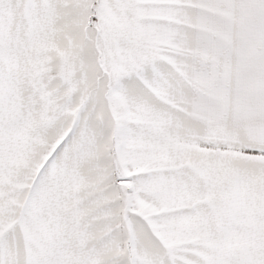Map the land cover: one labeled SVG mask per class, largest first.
<instances>
[{"label":"snow or ice","instance_id":"1","mask_svg":"<svg viewBox=\"0 0 264 264\" xmlns=\"http://www.w3.org/2000/svg\"><path fill=\"white\" fill-rule=\"evenodd\" d=\"M0 264H264V0H0Z\"/></svg>","mask_w":264,"mask_h":264}]
</instances>
